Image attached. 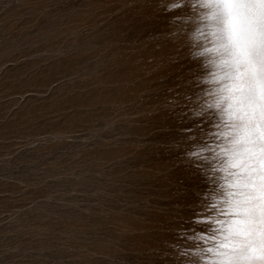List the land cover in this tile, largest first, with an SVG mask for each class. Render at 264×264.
<instances>
[{
    "label": "rangeland",
    "instance_id": "1",
    "mask_svg": "<svg viewBox=\"0 0 264 264\" xmlns=\"http://www.w3.org/2000/svg\"><path fill=\"white\" fill-rule=\"evenodd\" d=\"M221 4L0 0V264H247L264 54Z\"/></svg>",
    "mask_w": 264,
    "mask_h": 264
},
{
    "label": "snow or ice",
    "instance_id": "2",
    "mask_svg": "<svg viewBox=\"0 0 264 264\" xmlns=\"http://www.w3.org/2000/svg\"><path fill=\"white\" fill-rule=\"evenodd\" d=\"M258 10L264 12V0H260L259 4L242 0H222L215 15L225 31L246 35L255 23ZM245 239L249 242L244 245L242 251L246 255L247 264H264V237L259 244L252 241V233Z\"/></svg>",
    "mask_w": 264,
    "mask_h": 264
},
{
    "label": "bare ground",
    "instance_id": "3",
    "mask_svg": "<svg viewBox=\"0 0 264 264\" xmlns=\"http://www.w3.org/2000/svg\"><path fill=\"white\" fill-rule=\"evenodd\" d=\"M242 2L259 4L260 0H242ZM262 22H264V12H262L261 10H258L257 16L255 18V23L252 25L251 30L246 34L247 40L250 43V45L252 46V48L260 54H262V53L264 54V51H263V49H264V23H262ZM239 37H241V36H239ZM260 68H261V66H260ZM261 70H263V69H261Z\"/></svg>",
    "mask_w": 264,
    "mask_h": 264
}]
</instances>
